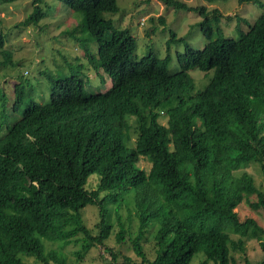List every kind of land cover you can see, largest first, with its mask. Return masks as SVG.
<instances>
[{
	"label": "trees",
	"instance_id": "16d2710c",
	"mask_svg": "<svg viewBox=\"0 0 264 264\" xmlns=\"http://www.w3.org/2000/svg\"><path fill=\"white\" fill-rule=\"evenodd\" d=\"M58 1L82 14L71 36L80 29L95 43L91 52L82 45L85 38H75L88 63L101 71L100 84L90 87L82 64H68L69 75L47 71L46 103L26 97L24 86L15 84L11 110L19 118L10 121L7 115L0 137V264H29L24 258L66 264L62 247L78 234L105 246L112 235L108 205L116 204L118 211L129 191L139 217L133 249L140 264H191L198 253L204 255L201 264H236L231 244L243 248L231 241L229 228L239 232L252 225L264 235L236 210L247 194L259 199L252 206L264 207V193L252 176L236 174L252 162L264 177V9L247 30L239 28L237 38L219 33L212 40L211 19L218 10L164 0L201 15L198 25L207 39L200 50L186 45L178 55L180 70L170 74V56L151 52L134 58L137 40L130 28L106 38L108 24L96 11H117V0ZM239 1L264 7L262 0ZM36 4L21 25H38L45 17L39 0ZM181 40L173 34L170 43ZM3 45L0 36V49ZM2 56L0 65H15L10 52ZM192 69L213 70L204 88L195 89ZM141 159L151 162L149 172ZM94 173L97 185L90 189ZM87 205L98 208L95 236L83 223ZM115 213L121 243L130 231ZM154 224L158 248L149 260L143 242ZM43 241L57 247L47 249ZM260 249L264 252V239ZM107 250L113 258L108 264H135L131 258L118 263Z\"/></svg>",
	"mask_w": 264,
	"mask_h": 264
},
{
	"label": "rangeland",
	"instance_id": "374dc122",
	"mask_svg": "<svg viewBox=\"0 0 264 264\" xmlns=\"http://www.w3.org/2000/svg\"><path fill=\"white\" fill-rule=\"evenodd\" d=\"M38 0H13L11 2L0 1V36L4 39L3 48L0 49V62L3 60L4 50L11 53L14 66L0 65V137L6 131L5 120L14 121L19 118V114H14L11 106L14 100V86L21 83L24 86L26 97L33 98L41 103H46L49 98V81L46 77L47 71L54 73L60 71L65 75L70 74L68 64H82L83 71L87 75L90 87L99 86L100 72L96 71L89 63L88 56L84 49L79 46L75 38H85L83 46L96 51V45L88 39L86 32L77 29L74 36L71 31L81 22L82 14L67 10L58 0H39L41 8L46 15L40 20L38 25L30 24L23 26L20 23L29 16L37 6ZM189 6H205L208 10L216 9L219 14L217 19H211L213 28L212 40H216L220 34L226 38H237L238 30L248 29L256 17L260 15L264 7L252 3H240L239 0H179ZM264 5V0H262ZM96 14L104 19L107 24L106 38L111 39L112 33L120 28H130L133 36L137 40V50L135 59L140 60L149 53H154L160 58L170 56L169 72L174 74L180 70L178 55L184 52L188 45L195 50L202 49L207 44V39L198 25L202 16L192 10L177 9L168 6L164 0H117V11L97 10ZM80 31V32H78ZM173 34L179 42H171ZM194 81L195 89L204 88L213 74V70L201 71L192 69L189 71ZM107 85H111L108 80ZM175 100V99H172ZM161 121L166 124L168 117L161 116ZM131 128L129 135L132 136L133 143V120L130 117ZM141 166L148 172L151 162L141 159ZM248 173L252 176L255 185L264 193V177L258 163H248L241 166L237 175ZM98 174L89 176L87 187L96 188ZM252 203H259L256 194L245 195V200L237 207L241 220L252 218L264 230V207L260 205L252 206ZM110 224L112 235L105 242V246L92 243L82 234L72 238V242L63 245L62 251L66 259V264H108L113 261L108 249H111L117 258L118 263L124 259L131 258L135 264H140L133 249V240L138 235L139 217L136 209L134 191H129L120 203L118 211L116 204H110ZM118 212L126 224V239L119 243L116 241V234L119 232V224L116 219ZM83 223L89 228L92 236L98 232V208L96 205H87L81 211ZM157 224L152 225L143 242L144 250L149 260H153L157 254V243L155 239ZM232 242H241L243 249H234L232 244V257L236 264H264V252L260 249V242L264 235L259 231H253L252 225L246 230H228ZM77 239V240H76ZM45 243V241H43ZM46 248H56V243L46 242ZM29 264H36L34 258H24ZM204 260L203 253L196 254L191 264H201Z\"/></svg>",
	"mask_w": 264,
	"mask_h": 264
}]
</instances>
